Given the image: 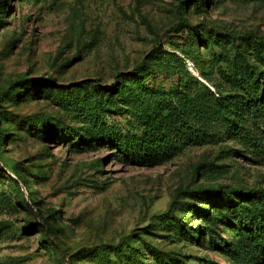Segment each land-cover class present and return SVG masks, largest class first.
I'll return each mask as SVG.
<instances>
[{
  "label": "rangeland",
  "instance_id": "obj_1",
  "mask_svg": "<svg viewBox=\"0 0 264 264\" xmlns=\"http://www.w3.org/2000/svg\"><path fill=\"white\" fill-rule=\"evenodd\" d=\"M0 2V91H31L0 105V264H98L83 251L111 250L125 237L139 259L130 264H160L158 252L186 256L187 264H237L211 237L203 241L199 226L210 224L192 213L206 201L188 192L264 190V164L227 140L142 168L119 159L101 138L107 131L141 134L137 99L151 107L175 102L183 68L203 81L195 62L221 79L234 60L222 37L263 35L264 0H206L200 10L193 0ZM179 16L205 33L206 43L196 35L189 41ZM241 48L252 61L251 48ZM151 57L161 69L145 82L127 80L131 94L93 89ZM40 77H52L56 87L21 82ZM78 84L87 91L64 89ZM230 221L216 230L234 247L238 231ZM187 231L198 232L197 244Z\"/></svg>",
  "mask_w": 264,
  "mask_h": 264
},
{
  "label": "trees",
  "instance_id": "obj_2",
  "mask_svg": "<svg viewBox=\"0 0 264 264\" xmlns=\"http://www.w3.org/2000/svg\"><path fill=\"white\" fill-rule=\"evenodd\" d=\"M205 2L206 0H193L198 10L203 9ZM184 5L185 2L181 3L179 14ZM179 23L188 29L189 41L196 35L201 42L206 43L205 33L200 34L197 27H192L182 16H179ZM222 38L231 42L234 60L221 79L212 78L196 62L193 63L195 71L205 83L197 76L192 77L183 68L184 88L183 92L179 88L175 102L163 101L151 107L147 104L148 101L137 99L140 105L137 115L142 125L141 134L107 131L103 133L101 142L116 150L119 159L142 168L162 165L191 146H205L227 140L238 145L241 152L253 161L264 164V34L246 33L239 38L228 35ZM239 41L242 42L238 44ZM243 43L251 48L252 61L243 57ZM160 67L162 65L158 66L151 57L133 69L118 74L114 83L92 87L112 97L121 98L124 90L129 94L132 92L127 80L145 82L154 75L155 70L161 69ZM223 79H226V84ZM21 82L33 83L36 90L56 87L52 77H40L32 81L23 79ZM225 86H228L229 91H224ZM64 89L70 93H78L87 91V86L78 84ZM22 90L20 95L9 90L0 91V105L6 100L18 101L17 99L23 98L25 94H31L26 85ZM3 172L4 166H0V173ZM14 174L20 184H25L19 172L15 171ZM188 194L206 201L204 208L193 210L192 213L202 217L205 224H210L209 227H204V224L203 227L199 226L203 241L204 234L211 237L213 244L233 254L237 264H260V258L264 255V190L206 189ZM227 220L236 221L232 227L238 231L239 244L234 247L221 238L216 230ZM186 235L193 243L199 242L197 231L195 234L187 231ZM135 251L132 239L125 237L121 244L111 250H85L83 254L86 255L84 258L100 259L98 264L102 261L106 264H130L132 256L133 261L139 263ZM158 258L160 264H187L186 256L183 255H163L158 252Z\"/></svg>",
  "mask_w": 264,
  "mask_h": 264
},
{
  "label": "bare ground",
  "instance_id": "obj_3",
  "mask_svg": "<svg viewBox=\"0 0 264 264\" xmlns=\"http://www.w3.org/2000/svg\"><path fill=\"white\" fill-rule=\"evenodd\" d=\"M203 82V81H202ZM205 83V82H204Z\"/></svg>",
  "mask_w": 264,
  "mask_h": 264
}]
</instances>
